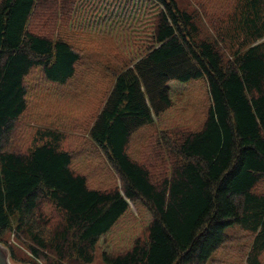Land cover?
<instances>
[{"label": "trees", "instance_id": "16d2710c", "mask_svg": "<svg viewBox=\"0 0 264 264\" xmlns=\"http://www.w3.org/2000/svg\"><path fill=\"white\" fill-rule=\"evenodd\" d=\"M150 45L112 71L108 93L88 136L121 179L120 188L90 186L72 167L59 131L46 129L28 151L5 147L26 109L32 69L55 84L76 76L78 51L63 35L36 28L38 0H0V242L14 236L36 261L93 262L98 238L141 200L151 214L143 238L124 252L101 253L104 264H223L213 256L233 237L249 238L245 264H262L264 194V0H242L233 17L236 48L224 60L199 38L193 16L175 0H153ZM206 81L209 104L197 130L162 135L155 176L127 151L132 135L172 104L170 80ZM169 171V172H168ZM40 200L58 210L44 219ZM242 246L244 244H241Z\"/></svg>", "mask_w": 264, "mask_h": 264}, {"label": "rangeland", "instance_id": "374dc122", "mask_svg": "<svg viewBox=\"0 0 264 264\" xmlns=\"http://www.w3.org/2000/svg\"><path fill=\"white\" fill-rule=\"evenodd\" d=\"M190 12L196 23L199 38L213 41L224 60L236 48L237 28L233 17L242 0H175ZM153 0H38L32 24L65 39L78 51L80 60L76 76L64 85L46 80L37 69L25 78L26 109L13 122L6 137L5 147L28 151L40 133L46 129L59 131L61 147L72 155V167L86 177L90 186L113 188L121 186V179L106 160L103 152L88 136V127L104 101L113 80V69L132 62L150 45L154 11ZM172 104L131 137L127 151L133 159L145 163L162 176L168 170L170 159L157 162L162 153V135L201 127L209 104L204 79L189 83L170 80ZM169 172V171H168ZM255 192L264 194V177L255 186ZM38 211L53 224L58 210L48 201L40 200ZM151 214L141 200L129 201L127 211L111 229L101 235L94 248L93 262L104 264L101 253L117 254L129 249L137 238H143ZM233 237L214 254L223 264H245L244 253L248 237L234 229ZM15 252L10 264H34L31 253L12 232L5 234ZM241 244H244L243 246ZM264 264V254H262ZM52 259L36 261L52 264ZM66 264H84L68 260Z\"/></svg>", "mask_w": 264, "mask_h": 264}, {"label": "water", "instance_id": "95a60500", "mask_svg": "<svg viewBox=\"0 0 264 264\" xmlns=\"http://www.w3.org/2000/svg\"><path fill=\"white\" fill-rule=\"evenodd\" d=\"M0 264H10L8 249L0 242Z\"/></svg>", "mask_w": 264, "mask_h": 264}]
</instances>
